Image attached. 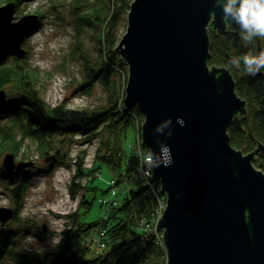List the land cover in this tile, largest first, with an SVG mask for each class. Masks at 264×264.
<instances>
[{"label": "water", "instance_id": "water-1", "mask_svg": "<svg viewBox=\"0 0 264 264\" xmlns=\"http://www.w3.org/2000/svg\"><path fill=\"white\" fill-rule=\"evenodd\" d=\"M14 11L13 0L0 5V61L25 56L22 43L39 20L38 13L14 18ZM126 18L113 50L128 66L124 104L144 114L140 143L160 163L148 182L158 179L166 195L155 226L166 264H264V171L252 163L264 143L246 153L232 146L228 127L246 112V99L227 66L208 63L209 28L222 33L230 22L214 0H132ZM14 156L6 152L0 168L8 181L35 166ZM13 212L1 206L0 225Z\"/></svg>", "mask_w": 264, "mask_h": 264}, {"label": "trees", "instance_id": "trees-1", "mask_svg": "<svg viewBox=\"0 0 264 264\" xmlns=\"http://www.w3.org/2000/svg\"><path fill=\"white\" fill-rule=\"evenodd\" d=\"M13 1L18 5L26 0ZM47 1L49 3L46 9L35 10L40 15L39 21L48 15L62 12L59 11L62 3L59 2V5L56 0ZM66 1L70 7L69 21L74 38L78 40V36L87 26L98 33V55L92 59L84 57L83 69L86 78L83 83L93 84L97 81L103 86L110 87L113 97L104 106L72 107L67 105L65 100L51 105L39 93L38 68L28 63L26 59H18L11 55L0 62V88H5L6 85L10 87L4 89L5 99L0 102V154L13 152L16 155L25 140L34 142L43 152L61 153L60 148L56 146L58 134L63 135L59 143L64 142L63 138L66 135L74 132L88 135V138L98 135L94 162L102 161L113 167H120L122 175L119 176H123L127 181L128 188L122 196V202L115 204L112 212H106L100 219L83 222L80 220L79 209L69 213L72 224L61 231L59 243H56L54 249L49 252L47 250L27 252L18 249L15 238L20 231L19 225L15 227L10 223L0 225V264H165L164 246L161 244L159 246L155 234L151 230L141 228L139 223L141 220L148 222L153 220L152 215L158 199L165 198L166 195L161 191L158 179L149 183L148 179L140 178L137 174L140 163L137 150H140L142 157L146 149L141 143L138 146H130L129 143L136 140L127 138L135 121H140L144 114L136 104L130 107L124 104L126 62L113 50L117 45L116 28L120 16L129 9L132 0L62 2L66 4ZM211 38L213 44L209 61L226 62L222 59L224 55L218 50L222 36L213 35ZM232 76L236 92L246 99L245 107L248 114L244 115L241 112L235 114L232 117V124L228 127V133L232 146L246 153L254 148L257 139L264 141V101L261 103L264 83L260 79L257 81V77L252 75ZM140 136L139 134V139ZM82 150L81 155L84 152V149ZM61 160L56 158L52 166ZM82 161V158L78 157L71 177V184H74L69 189L72 194L75 193L76 186H79V181L76 180L92 170V168L86 170L82 166ZM35 168L37 166L18 175V182L13 180L11 182L9 192L14 212L10 221L16 222L20 219L19 211L25 190L33 174L42 170ZM80 202L84 203L80 207L89 208L90 200L86 199L85 195L80 198ZM95 226L103 227L105 241L100 251L88 256L92 241H89L88 237L94 233L90 229ZM99 237L102 239V236ZM160 254H163V257Z\"/></svg>", "mask_w": 264, "mask_h": 264}, {"label": "rangeland", "instance_id": "rangeland-1", "mask_svg": "<svg viewBox=\"0 0 264 264\" xmlns=\"http://www.w3.org/2000/svg\"><path fill=\"white\" fill-rule=\"evenodd\" d=\"M57 1L63 5L61 6L59 3V11L62 12L56 13V15H48L41 21L38 20L39 22L36 23L33 31L29 35L27 34L22 43L26 50L25 56L17 58L26 59L28 63L38 68L40 74L39 93L47 103L52 105L65 100L67 105L72 107L104 106L113 97L110 87L103 86L97 81L93 84L83 83L86 78L83 69L84 57L88 56L92 59L98 55V33L87 26L78 36V40L74 38L72 25L69 21L71 15L70 10H68L70 8L69 3L66 1L65 4L62 2L63 0ZM5 2L7 1L0 0V5L5 4ZM48 3L47 0H26L18 3V5L15 2L14 18H20L26 13H37L35 10L38 9L44 10L48 7ZM128 10L121 14L116 28L117 44L127 27ZM10 56V54L7 55L4 60ZM208 63L209 66L212 64L220 65L216 62L211 63L209 61ZM125 68L128 75L127 63ZM232 72L234 75L241 73L239 69L234 67H232ZM4 87L3 89H10L8 85ZM247 114L248 110L245 115ZM139 120L135 121L134 126L128 132L127 140H136L130 142V146H138L141 142V138L138 137L139 134L141 135V124L144 117ZM62 136V134L56 136V146L60 148L61 153L43 152L38 145L29 140L23 142V146L16 155L12 152L15 155L13 160L16 163L19 160L31 161L35 165L34 167L37 166V168L42 169L33 174L27 190H25L26 193L19 211L20 219L15 222L10 221V218L5 222L10 223L13 227L17 225L20 227L15 238V245L18 249L27 252L38 250L49 252L53 250L55 241H59L61 238V231L72 224V219L68 216L69 213L79 209L80 220L83 222L100 219L106 212H112V207L115 204L118 205L122 202V196L128 188L127 181L121 176L120 167H113L102 161L94 162L98 135L88 138V135L74 132L66 135L63 138L64 142L59 143ZM82 149L84 152L81 155L80 150ZM5 153L0 154V168ZM243 153L245 152L243 151ZM77 156L79 159L82 158V166L86 170L91 168L92 170L76 180L79 181V186H76V191L72 194L69 188L74 184H71V177L77 165ZM56 158L65 162L61 160L52 166ZM253 164L264 170V166L261 167L258 163ZM119 174L121 175L119 176ZM119 177L120 179H118ZM18 180L17 177L14 182H18ZM11 182L0 177V207H13L9 192L12 186ZM84 195L86 199L90 200L89 208L80 207L84 204L80 202V198ZM141 222L139 224L143 228L145 223L142 222V226ZM96 226L90 229L94 233L88 237L89 241L92 240L88 256H92L95 251H100L102 244L98 241L99 236H102L103 242L105 241L104 234H102L103 227ZM161 233L162 230L156 236ZM158 244L160 246V242ZM160 256L163 257V254Z\"/></svg>", "mask_w": 264, "mask_h": 264}, {"label": "clouds", "instance_id": "clouds-1", "mask_svg": "<svg viewBox=\"0 0 264 264\" xmlns=\"http://www.w3.org/2000/svg\"><path fill=\"white\" fill-rule=\"evenodd\" d=\"M214 6L220 9L223 18L238 26L240 38L245 44H252L257 38L264 39V0H214ZM241 61L246 73L252 76L257 75L261 69H264V48L259 49L258 52L250 49L238 58L232 57L230 65L241 69ZM177 123L184 126V121L181 118H177ZM155 131H160L159 127ZM170 137L171 134H169ZM162 152L164 153L163 166H171L173 161L170 148L165 147ZM136 154L141 162L142 170L147 175H151L154 168L160 167L159 161H154L151 151L145 152L140 157L138 149ZM55 243L58 244L59 241L57 240Z\"/></svg>", "mask_w": 264, "mask_h": 264}, {"label": "flooded vegetation", "instance_id": "flooded-vegetation-1", "mask_svg": "<svg viewBox=\"0 0 264 264\" xmlns=\"http://www.w3.org/2000/svg\"><path fill=\"white\" fill-rule=\"evenodd\" d=\"M209 30H210V34H209L210 35V44H209L210 45V53L212 54L211 47L213 44V40H212L211 36H213V35L214 36H220V37L222 36V38H221L222 43H220L218 45V50L222 53L221 55H224L223 56L224 58H222V59H225L226 62L220 63V65L227 66L230 69L232 74H233L232 66L230 65V59L232 57L238 58L241 55L246 54L250 49H254L258 52L259 49L264 48V39L257 38L253 41L252 44H245L240 38L239 28L232 26L231 23L227 24L226 29L222 33L218 32V31L216 32V30L213 29L212 27H210ZM239 71H241L240 75H242V76L249 75L248 73H246L243 70V62L242 61H241V69H239ZM254 77H257V79H256L257 81L260 79L264 83V69H261V71L257 75H255ZM263 101H264V94L261 98V103ZM245 114H246V112H244V115ZM259 142L264 143V141L257 139L256 145H254V148L250 149L249 151L255 149V147L258 145ZM252 163H258L259 166H264L263 165L264 164V151L262 149H259L254 154V157L252 158Z\"/></svg>", "mask_w": 264, "mask_h": 264}, {"label": "built area", "instance_id": "built-area-1", "mask_svg": "<svg viewBox=\"0 0 264 264\" xmlns=\"http://www.w3.org/2000/svg\"><path fill=\"white\" fill-rule=\"evenodd\" d=\"M145 168H146V166H145ZM137 174H138V176L140 178H143V179H146V180L148 179L149 175H147L146 172L144 170H142L141 162L139 163V168H138ZM165 204H166V196H165V198H159L157 204L155 205V209H154V212H153V215H152L153 216V218H152L153 220L150 221V222L141 220L142 222L145 223V226H144L145 228L144 227L143 228L146 229V230H151L152 232H154L155 237H156V241L158 242V240H159L160 244L163 245V246H164V243H163L162 233L156 236V234H158L159 231L156 229L155 226H156L157 220L162 215V212L165 209V206H166ZM142 222H141V225L143 226ZM103 233H104V231H102V234ZM98 241H99L100 244H102V245L104 244V242L100 239V237H99ZM165 253H166V250H165Z\"/></svg>", "mask_w": 264, "mask_h": 264}, {"label": "bare ground", "instance_id": "bare-ground-1", "mask_svg": "<svg viewBox=\"0 0 264 264\" xmlns=\"http://www.w3.org/2000/svg\"><path fill=\"white\" fill-rule=\"evenodd\" d=\"M26 38V37H25ZM10 55H12V54H10Z\"/></svg>", "mask_w": 264, "mask_h": 264}]
</instances>
